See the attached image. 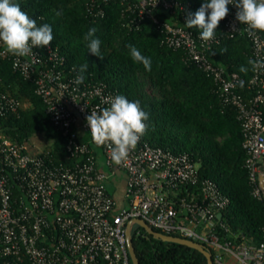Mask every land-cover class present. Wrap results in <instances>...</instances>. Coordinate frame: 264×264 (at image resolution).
<instances>
[{"label": "built area", "instance_id": "1", "mask_svg": "<svg viewBox=\"0 0 264 264\" xmlns=\"http://www.w3.org/2000/svg\"><path fill=\"white\" fill-rule=\"evenodd\" d=\"M111 1L88 0L87 16L102 17V6ZM121 4L125 26L150 20L163 34V44L183 50L187 63L212 78L222 104L235 109L252 195L264 201V68L244 82L250 91L246 98L239 75L208 58L222 38L240 36L250 45L251 59L264 60V32L240 23L233 4L227 6L221 33L209 41L187 28L188 12L175 0ZM0 57L34 83L50 123L65 138L68 154L66 162L55 163L29 140L18 144L1 132L2 120L29 104L4 91L0 80V264H131L125 227L133 219L163 235L202 245L212 264H264V239L257 245L245 237L221 240L219 232L230 231L217 216L229 199L213 181L199 176L198 163L188 154L154 147L141 137L117 165L108 144L94 143L86 117L110 107L117 96L105 84L77 85V75L50 44L17 57L0 43ZM116 172L125 178L124 206H118L106 187Z\"/></svg>", "mask_w": 264, "mask_h": 264}, {"label": "trees", "instance_id": "2", "mask_svg": "<svg viewBox=\"0 0 264 264\" xmlns=\"http://www.w3.org/2000/svg\"><path fill=\"white\" fill-rule=\"evenodd\" d=\"M87 1L14 0L38 26L45 23L51 26L54 39L50 45L65 58L66 66L76 75L80 74L81 65L88 64L83 73L84 81L105 84L117 96L139 101L148 114L143 140L174 154H188L198 163L199 176L213 181L228 197L229 205L222 211V222L230 234L220 231L221 240L239 241L245 237L255 245L262 242L264 201L252 195L235 109L222 104L212 78L187 63L183 50L163 44V34L150 20L134 28L125 26L121 0L104 4V15L93 19L86 14ZM175 1L193 16L203 3L210 2ZM161 18L164 20L166 16L161 15ZM93 27L97 29L95 37L101 41L103 59L91 54L84 39ZM189 30L200 34L198 28ZM221 31L222 20L215 35ZM128 45L135 46L151 59V71L132 60ZM208 58L227 72L237 73L244 82L253 73L247 64L251 59L250 45L244 37L222 38L212 47ZM241 66L248 67L249 71L242 73ZM0 80L4 91L29 104L17 114L4 118L1 132L18 144L33 136H42L47 142L43 150L48 152L49 158L55 163L66 162L65 138L50 123L42 100L35 94L34 83L25 81L11 63L1 57ZM240 92L246 98L250 96V91L244 87ZM132 245L139 264H206L205 257L198 251L153 239L139 227L132 229Z\"/></svg>", "mask_w": 264, "mask_h": 264}, {"label": "clouds", "instance_id": "3", "mask_svg": "<svg viewBox=\"0 0 264 264\" xmlns=\"http://www.w3.org/2000/svg\"><path fill=\"white\" fill-rule=\"evenodd\" d=\"M233 4L238 9L236 19L251 30L264 32V0H210L205 2L193 14H189L185 25L200 30V39L209 41L214 39L216 29L221 20L229 12L228 5ZM61 15V12H56ZM97 29L90 28L84 37L88 42L87 48L91 54L103 59L100 54L101 41L95 37ZM52 28L47 23L37 25L35 19L24 12L14 0H0V43L7 52L17 57H28L33 48L48 46L53 41ZM130 56L134 62L141 63L146 71H151L152 61L145 57L133 45H128ZM247 64L252 71L264 68V60L249 59ZM88 64L81 65L75 79L77 85L83 83V75ZM240 71L247 73L249 68L241 66ZM240 87H244L241 80ZM148 114L142 110L139 101H129L125 96L118 95L111 99L110 107L99 113L91 112L86 117L95 144L111 147V159L119 165L127 159L130 150H134L141 137L147 130L145 121Z\"/></svg>", "mask_w": 264, "mask_h": 264}, {"label": "water", "instance_id": "4", "mask_svg": "<svg viewBox=\"0 0 264 264\" xmlns=\"http://www.w3.org/2000/svg\"><path fill=\"white\" fill-rule=\"evenodd\" d=\"M221 217H222L221 215L217 216L218 219H221ZM134 226H137L141 228L142 230H144L148 235L152 236L153 239L160 240L166 243H174V244L186 246L190 249L196 250L205 257L206 264H212V258H211L210 252L206 248H204L202 245L193 243L191 241H188L182 238L163 235L159 232L154 231L152 228H150L145 222H143L140 219L130 220L126 224V227H125L127 249H128L131 264H139L138 259L134 252L133 245H132V228Z\"/></svg>", "mask_w": 264, "mask_h": 264}, {"label": "crops", "instance_id": "5", "mask_svg": "<svg viewBox=\"0 0 264 264\" xmlns=\"http://www.w3.org/2000/svg\"><path fill=\"white\" fill-rule=\"evenodd\" d=\"M114 185L113 196L117 201L118 206H124V187L125 178L122 173L116 172V178L110 180Z\"/></svg>", "mask_w": 264, "mask_h": 264}, {"label": "rangeland", "instance_id": "6", "mask_svg": "<svg viewBox=\"0 0 264 264\" xmlns=\"http://www.w3.org/2000/svg\"><path fill=\"white\" fill-rule=\"evenodd\" d=\"M29 143L32 147H38L40 149H43L47 142L45 141V139L42 137V136H33L29 139ZM32 150V149H31ZM101 160L104 159L103 156L100 157ZM106 171H107V168H106ZM106 187L108 189V191L110 193H113L114 191V185L113 183L109 180L107 183H106ZM137 229V226H134L133 227V230H136Z\"/></svg>", "mask_w": 264, "mask_h": 264}]
</instances>
